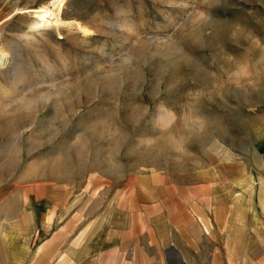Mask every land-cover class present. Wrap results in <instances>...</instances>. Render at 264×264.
<instances>
[{"label":"rangeland","instance_id":"1","mask_svg":"<svg viewBox=\"0 0 264 264\" xmlns=\"http://www.w3.org/2000/svg\"><path fill=\"white\" fill-rule=\"evenodd\" d=\"M263 122L264 0H0L2 230L48 181L116 189Z\"/></svg>","mask_w":264,"mask_h":264},{"label":"crops","instance_id":"2","mask_svg":"<svg viewBox=\"0 0 264 264\" xmlns=\"http://www.w3.org/2000/svg\"><path fill=\"white\" fill-rule=\"evenodd\" d=\"M247 142L116 189L48 181L0 228V264H264V122ZM34 228L47 234L37 245Z\"/></svg>","mask_w":264,"mask_h":264}]
</instances>
